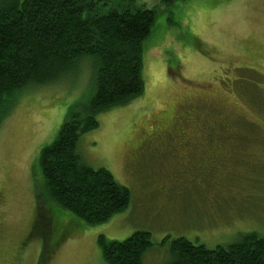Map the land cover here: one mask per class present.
Returning a JSON list of instances; mask_svg holds the SVG:
<instances>
[{
    "label": "rangeland",
    "instance_id": "1",
    "mask_svg": "<svg viewBox=\"0 0 264 264\" xmlns=\"http://www.w3.org/2000/svg\"><path fill=\"white\" fill-rule=\"evenodd\" d=\"M137 1L157 12L142 45L143 92L100 113L77 148L129 189L130 204L90 226L47 195L40 151L93 95L97 63L86 57L59 81L20 92L0 125V264H104L99 235L148 232L142 264H170L180 237L211 249L264 236V0ZM183 130L214 138L193 145L182 166ZM38 206L50 227L35 228Z\"/></svg>",
    "mask_w": 264,
    "mask_h": 264
},
{
    "label": "trees",
    "instance_id": "2",
    "mask_svg": "<svg viewBox=\"0 0 264 264\" xmlns=\"http://www.w3.org/2000/svg\"><path fill=\"white\" fill-rule=\"evenodd\" d=\"M156 1L168 8L181 0ZM156 13L137 0H10L0 6V125L23 90L59 81L86 57L97 63L88 104L69 112L39 156L50 200L86 225L106 223L131 201L128 188L107 169L85 165L77 148L80 137L98 127L100 113L142 94V45ZM45 222L38 206L35 228ZM97 244L104 264H142L152 246L146 231L123 241L99 235ZM169 253L170 264H264V236L249 232L211 249L180 237Z\"/></svg>",
    "mask_w": 264,
    "mask_h": 264
},
{
    "label": "flooded vegetation",
    "instance_id": "3",
    "mask_svg": "<svg viewBox=\"0 0 264 264\" xmlns=\"http://www.w3.org/2000/svg\"><path fill=\"white\" fill-rule=\"evenodd\" d=\"M163 125L161 126V130H165L167 122L170 120L166 119L164 116L162 117ZM160 130V132H161ZM217 134V133H216ZM214 133L207 132H193V131H181L179 133V139L177 142V152L174 153V156L178 159V165H182L183 163H187V157L189 155L188 150L195 144L202 145L204 142L202 140H208L209 142L214 138ZM207 144V142L205 143ZM183 166V165H182Z\"/></svg>",
    "mask_w": 264,
    "mask_h": 264
}]
</instances>
